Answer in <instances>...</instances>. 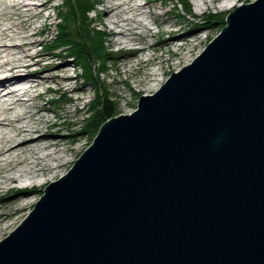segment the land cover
Wrapping results in <instances>:
<instances>
[{
  "label": "water",
  "instance_id": "obj_1",
  "mask_svg": "<svg viewBox=\"0 0 264 264\" xmlns=\"http://www.w3.org/2000/svg\"><path fill=\"white\" fill-rule=\"evenodd\" d=\"M91 144L0 239V264H264V0Z\"/></svg>",
  "mask_w": 264,
  "mask_h": 264
},
{
  "label": "rangeland",
  "instance_id": "obj_2",
  "mask_svg": "<svg viewBox=\"0 0 264 264\" xmlns=\"http://www.w3.org/2000/svg\"><path fill=\"white\" fill-rule=\"evenodd\" d=\"M49 1L50 6L46 11L49 13L51 19L48 18V21H46L44 18H34L32 20L33 22L31 21V25H34L36 30L37 28L40 30L34 36V38L39 39V42H37L33 48L42 51L47 59L55 61V65L51 69H44L46 74H49L48 71L61 73V70L65 68V71L71 75V80L67 83L72 87L76 85L80 87L76 90H66V88L57 89L55 88L57 83L50 80V82L41 84V86L39 84L37 90H32L33 92L31 91L30 93H32V95H36L37 92L42 93V98L37 102L48 103L55 111L53 112L51 110L46 112V114H48L51 120L58 121L57 124L48 127L44 122L40 124L43 130L58 127L60 131H64L63 139L59 141V143L62 147H65V152L68 153L69 159L64 162L63 167L56 172V174L54 173L53 177H50V179L46 181L44 180L41 185L37 184L34 186L33 195L30 196L32 201L28 202L29 206L27 205L24 211H21L20 214L12 219L0 223V239L8 235V233L23 220L26 214L33 209L32 207L35 201L40 199L39 197L44 191V185L61 177V175L72 167L74 159L80 156L84 148L91 144L90 142L94 134L92 135L84 126L88 124L85 120L88 114H90L88 103H90L89 100L94 97L96 88H102L103 86L104 89L108 90V93L116 100L115 103L119 111L124 109V113L132 112L136 107V102L141 92L150 93L152 90L144 87L148 85V81L151 79L149 77V71L155 67V65L160 63L163 71L160 77H163L162 79H165V77L168 78V75L175 67L177 68L190 62L195 55L197 56L198 53H200L202 46L207 44L210 37L220 33V28L226 23L227 13L232 11L234 6L236 7L245 2L247 3L254 0L234 1V4H231V8L226 5V7H224L225 9L219 8L216 5L217 3L210 5L202 3V5L197 6L195 0H188V2H190V12L192 14L185 12L181 6L182 4L177 2V0H154L150 5L151 13H148L149 15L146 12V8L143 10L148 18H143V16L139 14L140 20H136V22L138 21L141 24L145 22L144 27H137L138 24L136 25V22H132L131 24L128 22V26L132 25V27L130 30H125L124 33L133 38H131V42L128 43L129 48L127 45L122 46L116 42V39H119V36H121L116 33L118 26L112 25L109 22V18L103 13V0H95L94 9L89 12V16L97 26H100L108 33V48L116 55V58L111 57L107 62V69L99 74V82L95 84V87L93 82L87 84L82 83L83 80L78 75L81 70L76 66L74 67V60L65 59L60 54L57 55L58 51L56 50L49 53V51L42 49L41 43L45 42L43 39L47 36L52 37L57 30L55 26L57 21H59L56 15L57 11L63 13V10H65L62 7L65 0ZM135 1L140 2L142 0ZM103 2H105V4L109 3L107 0ZM56 4L59 5L57 6L58 8ZM124 9L126 10V7H124ZM45 12H43V14ZM209 12L218 14L217 16L207 17L206 14ZM118 15L115 14L114 19L117 20L119 19L118 17H122L121 14ZM13 16L12 19L14 21L19 19L16 17V14ZM220 16L222 17L219 18ZM20 18H23V16H20ZM195 24H198L199 28H197ZM124 26L127 27V25ZM169 26L174 27L175 31L182 32L183 35L175 40H170L171 34L167 31ZM131 45L134 48L136 46H146L145 49L148 51H146V54H144V52V55L141 54L143 57L140 55L141 52L138 53V56H135L134 54L136 52H128V49L132 47ZM46 74H44V77H47ZM162 79L159 80V85ZM157 87L159 88V86ZM158 88H156V90ZM50 99H54V102ZM85 115L86 118L84 119ZM60 147L55 149L61 150ZM10 195L11 194L6 191V189L0 191V212H9L12 209L11 205L8 203L12 197H10Z\"/></svg>",
  "mask_w": 264,
  "mask_h": 264
},
{
  "label": "bare ground",
  "instance_id": "obj_3",
  "mask_svg": "<svg viewBox=\"0 0 264 264\" xmlns=\"http://www.w3.org/2000/svg\"><path fill=\"white\" fill-rule=\"evenodd\" d=\"M103 1V13L112 25L118 26L116 33L121 35L116 42L129 48L128 43L132 37L124 33L132 27L128 26V22L131 24L140 20V15L145 18L147 15L143 12L144 8L147 14L151 13L150 5L154 0H107V4ZM234 1L238 0H195L197 6L202 3H217L219 8L226 5L231 8ZM49 6V0H0V191L6 189L11 194L10 197L12 196L8 202L12 209L9 212H0V223L24 211L28 202L32 201L30 196L33 195L34 186L41 185L44 180L53 177L69 159L65 147L59 143L63 139L64 131H60L58 127L43 130L40 124L44 122L47 127L57 124L58 121L51 120L46 114L48 111H55L48 103L37 102L42 98V93H30L37 90L39 84L41 86L50 80L57 83V89L76 90L80 87H72L67 83L71 80V75L65 68L61 73L48 71L49 74H46L44 69H51L55 61L47 59L42 51L33 48L39 42L34 36L40 30H36L31 21L34 18H44L46 21L51 19L46 11ZM118 13L122 17L116 20L115 14ZM15 14L19 18L17 21L12 19ZM136 25L144 27L145 22L141 24L137 21ZM167 31L171 34L170 40L183 35L172 26H169ZM145 48L146 46H132L127 51L136 52L134 55L138 56L139 52L140 55L144 52L146 54L148 50ZM162 72L160 63L155 65L149 71L151 79L144 88H158L159 80L163 78L160 77ZM44 74L47 77H44ZM57 147L61 150L55 149Z\"/></svg>",
  "mask_w": 264,
  "mask_h": 264
},
{
  "label": "trees",
  "instance_id": "obj_4",
  "mask_svg": "<svg viewBox=\"0 0 264 264\" xmlns=\"http://www.w3.org/2000/svg\"><path fill=\"white\" fill-rule=\"evenodd\" d=\"M181 3L185 12L190 14V2L188 0H177ZM63 3V2H62ZM95 0H65L62 12L56 13L59 21L55 24L56 32L52 37H46L42 44V49L46 51H58L65 59L75 61L74 67L81 70L78 75L83 80V84L93 82L94 87L99 82L98 77L102 71L107 69V62L116 55L110 51L107 42L108 33L97 26L89 12L94 9ZM178 4V3H177ZM59 6L56 4V7ZM58 8V7H57ZM177 8V6H176ZM221 13V12H219ZM192 14V13H191ZM218 13L209 12L207 17L217 16ZM205 16V17H206ZM220 16L219 18H221ZM224 18V16H223ZM198 27V24H195ZM95 95L88 103L90 114L84 119L88 124L84 127L93 134L97 133L102 120L114 112H119L116 100L108 90L102 88L95 89ZM54 102V99H50Z\"/></svg>",
  "mask_w": 264,
  "mask_h": 264
}]
</instances>
